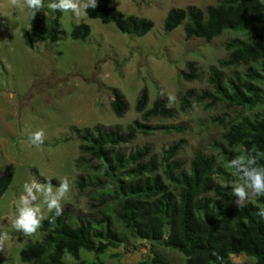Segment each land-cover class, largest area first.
Returning <instances> with one entry per match:
<instances>
[{"label":"rangeland","instance_id":"obj_1","mask_svg":"<svg viewBox=\"0 0 264 264\" xmlns=\"http://www.w3.org/2000/svg\"><path fill=\"white\" fill-rule=\"evenodd\" d=\"M216 2L115 0L113 6L123 16L151 21L150 31L138 38L122 35L113 25H102L85 15L75 17L70 12H62L56 41L50 42L46 35L36 34L31 40L32 47L28 48L24 33L49 26L53 18L49 4L44 2L43 10L32 19L27 9L21 10L11 6L8 0H0V175L7 172L11 175L10 184L0 197V232L9 234L5 250L0 252V264H24L19 261V251L39 240L38 230L32 236H25L11 226L25 182L50 180L58 188L59 182L67 178L71 190L61 205L70 223L89 222L98 228L100 219L110 215L113 201L99 184L104 177L98 181L91 177L94 184L82 192L76 188L77 178L93 173L89 166L96 162L81 160L80 142L73 129L116 126L125 132L135 128L134 138L121 146V151L129 153L148 146L156 157L160 156L161 149L180 141L176 158L185 167L193 153L218 158L217 145L223 144V123L233 116V111L224 103L208 105L207 100L199 102L195 97L210 90L208 69L218 68V61L225 58L223 44L236 34L222 32L205 42L185 39L182 25L167 33L162 31L169 9L190 6L202 11ZM79 24L89 28L82 42L69 37L71 28ZM188 62L195 69V80L187 81L181 76L187 73ZM220 71L225 78L234 73V69ZM113 89L126 103L119 117L109 106ZM142 89L146 91L147 102L143 111L138 112L135 103ZM185 91H190L192 97L186 98L187 107L181 108L178 93ZM169 96L176 97L171 105ZM156 98L164 101L168 116L145 115ZM40 130L45 133L44 143L39 147L31 145L30 135ZM238 182L233 174L226 179L214 178L213 187L221 188L219 192L226 197L225 203L230 209L238 207L231 189ZM251 200L249 191L248 202ZM37 203L46 216L43 198L39 197ZM112 226L120 243L107 250L108 264L148 261L155 252L170 264H182L177 252L132 237L116 222ZM242 262H246L243 255L230 256V264Z\"/></svg>","mask_w":264,"mask_h":264},{"label":"trees","instance_id":"obj_2","mask_svg":"<svg viewBox=\"0 0 264 264\" xmlns=\"http://www.w3.org/2000/svg\"><path fill=\"white\" fill-rule=\"evenodd\" d=\"M114 1L97 0V7L88 9L85 16L102 25H113L122 35L138 38L150 31L151 21L123 16L114 8ZM51 12L53 18L47 28L24 33L28 48L36 34L56 41L62 12ZM179 25L185 39L208 42L222 32L236 34L223 44L225 58L218 61V68L208 69L210 90L195 97L199 102L207 100L208 105L224 103L233 111L223 123L218 158L193 153L185 167L176 158L180 141L161 149L156 157L148 146L129 153L121 151V146L134 138L135 128L125 132L116 126L73 129L80 142L81 160L96 162L89 166L93 173L77 178L76 188L82 192L94 184L91 177L97 181L104 177L99 184L113 201L110 215H104L95 228L89 222L70 223L65 210L58 217L54 211L48 213L38 229L39 240L19 251L21 263L108 264L107 250L120 243L112 226L116 222L132 237L177 252L182 264H230V256L239 255L246 258L239 264H264V218L257 215L264 208V197L230 209L219 192L221 188L213 187L214 178L226 179L230 174L242 183L241 174L228 167L236 156L259 153L258 163L264 166V0H217L202 11L190 6L169 9L162 31L170 32ZM88 33V26L79 24L71 28L69 37L82 42ZM186 69L187 73H181L183 79L195 80L191 62L186 63ZM221 69H234V73L225 78ZM178 95L181 108H186V98L192 97L190 91ZM111 98L110 109L119 117L126 109L125 100L115 89L111 90ZM146 102V91L142 89L135 110L143 111ZM145 115L168 116L169 110L161 98H156ZM10 181L9 172L0 175V197ZM212 193L219 198L209 195ZM51 217H55L54 223L49 222ZM136 264L170 263L155 252L148 261Z\"/></svg>","mask_w":264,"mask_h":264},{"label":"clouds","instance_id":"obj_3","mask_svg":"<svg viewBox=\"0 0 264 264\" xmlns=\"http://www.w3.org/2000/svg\"><path fill=\"white\" fill-rule=\"evenodd\" d=\"M9 4L21 10L27 9L32 19L44 7V0H8ZM48 7L54 11L72 13L75 17L87 15L88 9L97 7V0H54ZM176 100L175 96H169V104ZM45 133L43 130L32 133L29 143L34 146H41L44 143ZM259 153L255 155L242 154L228 163V167L241 174V182L231 185L232 193L237 198L238 206H244L249 201V191L251 198L264 197V166L258 163ZM71 188L67 178L59 182V187L54 188L51 181L40 182L31 180L23 185V193L17 202V215L13 219L11 226L17 232L25 236L34 235L42 226V221L47 217L42 212L41 206L37 203L39 197L43 198L48 213L55 212V217L62 214L61 201L69 194ZM264 218V208L257 213ZM55 217L49 219L54 223ZM9 239L7 231L0 232V252L5 250V244Z\"/></svg>","mask_w":264,"mask_h":264}]
</instances>
